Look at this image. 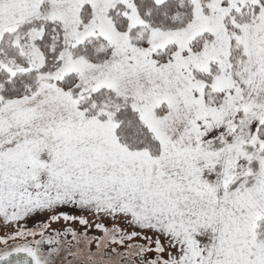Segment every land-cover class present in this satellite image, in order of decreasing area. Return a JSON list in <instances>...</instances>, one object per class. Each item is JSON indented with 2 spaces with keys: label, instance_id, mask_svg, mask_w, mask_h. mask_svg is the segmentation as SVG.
<instances>
[{
  "label": "snow or ice",
  "instance_id": "snow-or-ice-1",
  "mask_svg": "<svg viewBox=\"0 0 264 264\" xmlns=\"http://www.w3.org/2000/svg\"><path fill=\"white\" fill-rule=\"evenodd\" d=\"M0 224V264H264V0H0Z\"/></svg>",
  "mask_w": 264,
  "mask_h": 264
},
{
  "label": "rangeland",
  "instance_id": "rangeland-1",
  "mask_svg": "<svg viewBox=\"0 0 264 264\" xmlns=\"http://www.w3.org/2000/svg\"><path fill=\"white\" fill-rule=\"evenodd\" d=\"M65 213H67L70 216L73 217H81L83 216L85 219L89 221L88 225H81L78 220H69V221H64L63 219L55 222L54 224L51 225V228L54 230H59L63 231L65 229H73L77 231L78 234H80L82 237L84 236L85 233H87V236L89 239L92 240V243L88 245L91 251L95 252L96 251V238L102 237L103 236V231L100 229H97L95 225L97 223L103 224L106 228L111 229L114 226L121 228L123 231L131 233L132 231L136 230L139 231V229H134L132 227H129L127 223L124 220H119V221H113L110 217H97L95 214L87 212V211H82L79 208L76 207H65L63 209ZM41 221L47 222L46 217H38L36 219L28 220L25 222V227L27 228H35L38 223ZM5 231H11V228L5 229L2 224H0V236H3ZM68 240H71V236L69 235L67 237ZM145 243L142 239L139 237L134 238L131 241H125L123 245H112L109 243V248L105 249V251H110L112 247H115L117 249V252L123 254L127 252V245L128 244H141ZM83 247V245H81ZM75 250V249H73ZM117 259H120L121 264H123V259L121 257H117ZM135 260L136 258L133 257Z\"/></svg>",
  "mask_w": 264,
  "mask_h": 264
}]
</instances>
